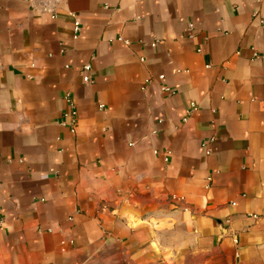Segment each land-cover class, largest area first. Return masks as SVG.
<instances>
[{"label":"crops","instance_id":"obj_1","mask_svg":"<svg viewBox=\"0 0 264 264\" xmlns=\"http://www.w3.org/2000/svg\"><path fill=\"white\" fill-rule=\"evenodd\" d=\"M263 18L0 0V264H264Z\"/></svg>","mask_w":264,"mask_h":264},{"label":"built area","instance_id":"obj_2","mask_svg":"<svg viewBox=\"0 0 264 264\" xmlns=\"http://www.w3.org/2000/svg\"><path fill=\"white\" fill-rule=\"evenodd\" d=\"M48 10L51 11V9L49 8H46ZM263 21H264V18H263ZM80 30H81V24L78 20H75L74 22V38H78L79 36V33H80ZM122 39V38H120ZM126 43H130L129 40H124ZM156 41L152 43V45H156ZM91 69V65L88 63V64H85L84 65V70L86 72V74L84 75V80L85 81H90V76L88 74V71ZM159 78L160 79H163L164 78V74H160L159 75ZM163 89L167 92H173V89H171L170 87H167V86H164ZM65 100L67 101L68 105H69V108L67 110H65V112L63 113V116L64 117H69L70 118V125H71V131H75V124H76V119H77V109H76V105H75V102L73 100V97L70 93H66L65 95ZM196 108V105L194 103H192V107H191V111L194 110ZM187 120V117L184 118V121ZM63 123H65V121H63ZM204 144H206V141L204 142ZM211 179V178H209ZM4 225V219L3 218H0V229L3 227Z\"/></svg>","mask_w":264,"mask_h":264}]
</instances>
